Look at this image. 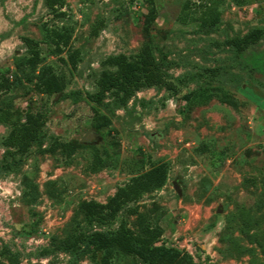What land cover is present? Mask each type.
Masks as SVG:
<instances>
[{
  "label": "rangeland",
  "instance_id": "obj_1",
  "mask_svg": "<svg viewBox=\"0 0 264 264\" xmlns=\"http://www.w3.org/2000/svg\"><path fill=\"white\" fill-rule=\"evenodd\" d=\"M186 2L194 9L216 4L220 24L183 23ZM63 10L56 17L44 0H0V77L12 83L0 93V108L11 120L27 109L46 120L42 146L26 155L5 144L12 124L0 122V164L19 160L0 168V264H98L91 251L44 252L79 222L87 229L83 200L106 202L160 161L170 165L163 187L92 227L115 229L125 221L139 232L160 225L159 244L188 252L195 264H264V72L250 62L254 52H264V38L242 53L227 43L264 27V0H66ZM62 25L72 29L71 44L81 52L77 69L46 36ZM26 37L42 50L35 68L22 61L30 50ZM146 40L177 88H144L117 109L111 95L104 104L91 100L102 71L113 68L106 57L135 55ZM48 66L65 78L62 92L36 86ZM100 114L112 123L102 125ZM55 138L84 146L71 157L45 151ZM98 157L102 165L94 171ZM112 264L144 263L118 252Z\"/></svg>",
  "mask_w": 264,
  "mask_h": 264
},
{
  "label": "trees",
  "instance_id": "obj_2",
  "mask_svg": "<svg viewBox=\"0 0 264 264\" xmlns=\"http://www.w3.org/2000/svg\"><path fill=\"white\" fill-rule=\"evenodd\" d=\"M44 2L54 16L64 17L67 14L63 10L66 0H44ZM156 13L153 11L148 15L150 22L156 18ZM179 19L183 23L199 21L204 28H215L221 22V12L216 4L208 3L199 9H194L190 2H186L179 14ZM46 36L54 45L55 53L60 55L67 53V58L60 56V59L68 62L73 69H77L81 61V52L71 44L72 29L67 25L54 27L47 32ZM263 38L264 27H254L242 36L229 38L227 43L234 47L237 53H242ZM24 40L30 50L22 61L25 65L35 68L42 59L39 42L29 37ZM250 62L254 71L264 72V52H254L250 57ZM104 63L113 68L104 69L98 80V90L88 93L89 98L99 105L107 103L105 100L111 95L113 107L123 108L138 91L144 88L166 87L171 90L177 88L169 72L165 70L163 63L157 57L150 40L144 41L135 55L111 54L106 57ZM11 86L9 77L6 74L2 75L0 93ZM36 86L43 93L54 94L65 90L66 80L55 72L52 66H48L37 74ZM186 98L191 99V96L188 95ZM221 101L229 102L226 98H222ZM20 112L22 117L11 120V112L0 108V122L12 124L5 144L15 148L21 155H26L34 144L42 146V139L45 135L43 127L46 120L40 112L34 113L29 109L20 110ZM100 117L104 119L102 125L112 123L109 115L100 114ZM82 146L84 144L78 141H62L55 138L53 143L44 150L50 153L60 150L65 156L71 157ZM101 160L98 157L91 169L98 171L102 165ZM17 161L0 164V168L10 169ZM169 169L170 165L167 161H160L149 169L134 175L126 184L119 186L106 202L95 199L83 200L79 204V211L84 215V221L88 225L87 229H84L82 223L79 222L73 232L66 237L54 239L52 248H47L44 253H49L54 249L71 253L77 257L91 251L93 258L98 260V264H112L118 252L133 255L144 264H195L188 252L159 244L163 235L160 225L145 224L139 232H136L125 221H122L115 229L105 230L92 227L95 223L111 222L130 202L138 201L147 192L163 187L167 182ZM128 211L132 214L137 213L138 208L130 207Z\"/></svg>",
  "mask_w": 264,
  "mask_h": 264
},
{
  "label": "water",
  "instance_id": "obj_3",
  "mask_svg": "<svg viewBox=\"0 0 264 264\" xmlns=\"http://www.w3.org/2000/svg\"><path fill=\"white\" fill-rule=\"evenodd\" d=\"M181 193V191H179Z\"/></svg>",
  "mask_w": 264,
  "mask_h": 264
}]
</instances>
